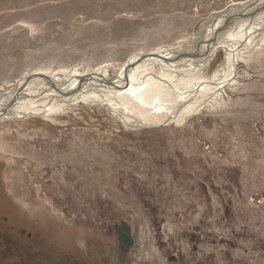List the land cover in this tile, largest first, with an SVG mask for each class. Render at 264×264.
<instances>
[{
    "label": "rangeland",
    "instance_id": "1",
    "mask_svg": "<svg viewBox=\"0 0 264 264\" xmlns=\"http://www.w3.org/2000/svg\"><path fill=\"white\" fill-rule=\"evenodd\" d=\"M246 1L0 0V93L38 73L115 80ZM236 67L181 124L93 100L0 122V264H264V37Z\"/></svg>",
    "mask_w": 264,
    "mask_h": 264
},
{
    "label": "bare ground",
    "instance_id": "2",
    "mask_svg": "<svg viewBox=\"0 0 264 264\" xmlns=\"http://www.w3.org/2000/svg\"><path fill=\"white\" fill-rule=\"evenodd\" d=\"M211 18L187 41L185 49H165L131 57L117 73L118 78L110 80L117 85L116 88L103 86L94 80L83 85L77 93L64 94L65 92L60 93L59 90L49 88V83L44 79L34 78L27 83V77H23L15 83L17 85L14 84L9 90L2 92L3 94L0 93V122L42 112L50 114L58 105L93 100L108 104L113 110L114 107L120 108V112L131 109L142 118L141 121L138 118V122L145 126L181 124L197 112L209 97L232 83L240 56L256 47L264 37V13H260L254 18L227 22L226 27L217 33L215 48L211 43L206 44L214 32L211 28ZM219 50L225 53L222 69L216 71L209 80H201L199 75L211 64ZM181 54L192 59H185L181 65L168 62ZM209 55L212 57L207 62L197 61L204 60L210 57ZM153 67H159V76L154 75ZM103 71L104 68H100L98 73L93 74L105 77ZM127 72L128 78L125 81ZM38 74L48 76L59 88L62 86L63 89H70L78 86V81L73 77L74 81L67 83L71 77ZM194 81L195 84L191 85ZM16 88L22 89V92L18 94ZM129 227L131 228L130 225Z\"/></svg>",
    "mask_w": 264,
    "mask_h": 264
},
{
    "label": "water",
    "instance_id": "3",
    "mask_svg": "<svg viewBox=\"0 0 264 264\" xmlns=\"http://www.w3.org/2000/svg\"><path fill=\"white\" fill-rule=\"evenodd\" d=\"M260 13H264V0H250L244 4H235L233 6H231L230 8L224 10L223 12H219L217 14H215V16H213L214 18H211V28H213L214 32L211 34V38L208 42H206V44H212L215 47V44L217 42V33L221 32L225 27H226V23L230 22V21H236V20H240V19H244L247 17L250 18H254L256 15L260 14ZM222 20H225L222 22ZM216 48V47H215ZM215 50V49H214ZM215 54H213L214 56ZM195 56V55H194ZM193 56V57H194ZM210 56V55H209ZM186 56L184 55H178L176 58L169 60V63H173L176 65H181L184 63L185 59H189V58H185ZM207 57L204 60L199 59L197 61H204L207 62L210 58ZM197 58V57H196ZM192 59V58H191ZM193 61H195V58H193ZM128 72L127 75L125 76V81L128 78ZM34 78H41L46 80L49 85V88H53L56 90H59L60 93L65 92L64 94H73V93H77L78 91H80L81 87L83 85H85L88 82L94 81L96 80L97 83L104 85H108L111 88H116L117 85L114 82H111L110 80H107L106 77L102 76V75H98V74H93V75H84L82 78H73L76 79L78 81V86L70 88V89H63L62 86L57 87L51 78H49L48 76L45 75H41V74H37L36 76H31V77H27L25 78L26 82H30L32 79ZM67 81V78H65ZM72 78L69 79L67 81V83H70L71 81H74ZM109 83V84H107ZM17 85V84H15ZM18 90V94H20L22 92V89L20 90V88H16ZM14 101V100H13ZM11 102L12 104L14 102ZM11 104V105H12ZM118 229V238L121 244V247L123 249V251L125 253H129L130 254V250L131 248L134 246V238L132 236V228L129 227V225L126 224L125 222H122L121 225L117 228ZM128 251V252H127Z\"/></svg>",
    "mask_w": 264,
    "mask_h": 264
},
{
    "label": "flooded vegetation",
    "instance_id": "4",
    "mask_svg": "<svg viewBox=\"0 0 264 264\" xmlns=\"http://www.w3.org/2000/svg\"><path fill=\"white\" fill-rule=\"evenodd\" d=\"M25 233H26V230L22 229V230H21V235H25ZM61 241H62L65 245L69 243V242H66L65 240H63L62 238H61ZM121 261H123V259H120V260H119V258H118L116 262H114V260H111V261L109 260L107 263H104V264H121V263H120Z\"/></svg>",
    "mask_w": 264,
    "mask_h": 264
}]
</instances>
